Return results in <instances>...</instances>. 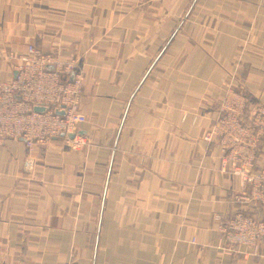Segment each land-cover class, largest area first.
I'll return each mask as SVG.
<instances>
[{
    "label": "crops",
    "instance_id": "obj_1",
    "mask_svg": "<svg viewBox=\"0 0 264 264\" xmlns=\"http://www.w3.org/2000/svg\"><path fill=\"white\" fill-rule=\"evenodd\" d=\"M33 42L77 60L85 144L0 142V264H264L216 246L240 186L204 140L230 86L264 105V0H0V51Z\"/></svg>",
    "mask_w": 264,
    "mask_h": 264
},
{
    "label": "built area",
    "instance_id": "obj_2",
    "mask_svg": "<svg viewBox=\"0 0 264 264\" xmlns=\"http://www.w3.org/2000/svg\"><path fill=\"white\" fill-rule=\"evenodd\" d=\"M0 58L15 73L0 81V142L6 138L23 139L32 149L64 134L71 149L81 148L85 139L79 135V127L86 117L79 110L83 80L77 60L46 52L34 42L28 43L24 52L0 51ZM73 71L76 74L70 80ZM249 103L248 95L230 86L218 107L217 119L204 137L205 141L214 139L219 147L218 170L234 176L240 186L233 199L239 207L225 221L217 217L212 222L219 231L216 246L228 254H258L264 247V216L248 209L264 208V166L256 167L264 137V105L257 104L246 114ZM35 106L46 110L35 111ZM181 162L189 163L190 159L182 157Z\"/></svg>",
    "mask_w": 264,
    "mask_h": 264
},
{
    "label": "water",
    "instance_id": "obj_3",
    "mask_svg": "<svg viewBox=\"0 0 264 264\" xmlns=\"http://www.w3.org/2000/svg\"><path fill=\"white\" fill-rule=\"evenodd\" d=\"M75 74H76V71H73V72H72V75H71V77H70V80L73 79V77H74ZM34 110H35V111H38V112H43V111L46 110V108H45V107H37V106H35V107H34ZM55 113H57V114H59V115H64V114H65V112H64L63 110H62V111L55 110ZM60 136L63 137L64 134H62V135H60ZM68 136H69L70 138H73V137H74V134H69Z\"/></svg>",
    "mask_w": 264,
    "mask_h": 264
},
{
    "label": "trees",
    "instance_id": "obj_4",
    "mask_svg": "<svg viewBox=\"0 0 264 264\" xmlns=\"http://www.w3.org/2000/svg\"><path fill=\"white\" fill-rule=\"evenodd\" d=\"M244 94H246V95H248V93L247 92H244V91H242ZM249 98H250V103H249V106H248V109H247V111H246V114H248V113H250V111H251V109L255 106V105H252V102H253V100H252V97H250L249 96ZM256 207H259V206H255L254 208H252V209H255ZM261 207V206H260ZM263 208V207H262ZM235 209H237V208H235ZM234 209V210H235ZM233 210V211H234ZM231 216V215H230ZM229 218V217H228Z\"/></svg>",
    "mask_w": 264,
    "mask_h": 264
}]
</instances>
